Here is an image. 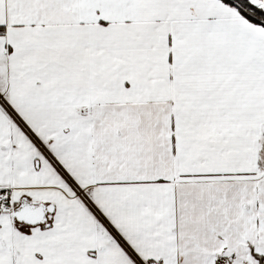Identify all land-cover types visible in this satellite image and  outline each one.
I'll list each match as a JSON object with an SVG mask.
<instances>
[{"label":"snow or ice","instance_id":"snow-or-ice-1","mask_svg":"<svg viewBox=\"0 0 264 264\" xmlns=\"http://www.w3.org/2000/svg\"><path fill=\"white\" fill-rule=\"evenodd\" d=\"M0 264H264V0H0Z\"/></svg>","mask_w":264,"mask_h":264}]
</instances>
